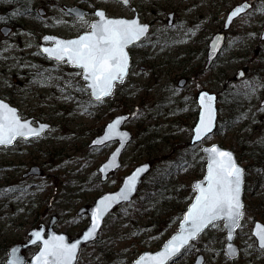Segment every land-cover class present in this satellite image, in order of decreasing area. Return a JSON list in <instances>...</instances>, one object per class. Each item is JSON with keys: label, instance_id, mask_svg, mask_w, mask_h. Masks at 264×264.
<instances>
[{"label": "rangeland", "instance_id": "1", "mask_svg": "<svg viewBox=\"0 0 264 264\" xmlns=\"http://www.w3.org/2000/svg\"><path fill=\"white\" fill-rule=\"evenodd\" d=\"M9 1L0 4V98L17 106L23 118L51 126L39 136L0 144V257L5 245L25 241L32 227L52 216L56 230L78 235L89 223L88 214L78 209L116 188L136 164L151 160L153 169L137 195L109 213L76 264L131 263L177 229L171 218L195 195L191 182L205 173L202 146L217 142L233 149L246 168L245 206L235 236L240 255H226L222 219L169 264H192L200 253L204 264H264V249L252 234L254 221L264 222V0H248L252 8L234 20L208 68L200 49L208 47L228 9L242 0H141L142 20L152 23L150 36L131 49L126 79L100 100L91 98L81 68L52 60L39 48L46 32L71 37L89 29V17L78 18L60 6L73 0H29L45 6V13L34 14L20 13L22 7ZM90 1L111 14H131L116 0ZM172 10H177L175 23L169 25ZM3 24L12 27L6 35ZM182 77H187L184 86L178 85ZM203 88L218 95V128L191 142ZM121 113H130L123 127L133 139L121 155L122 166L103 181L98 166L117 141L89 142ZM35 165L40 172L25 175ZM38 246L25 249L26 257Z\"/></svg>", "mask_w": 264, "mask_h": 264}, {"label": "water", "instance_id": "2", "mask_svg": "<svg viewBox=\"0 0 264 264\" xmlns=\"http://www.w3.org/2000/svg\"><path fill=\"white\" fill-rule=\"evenodd\" d=\"M240 6H243L245 8V11L238 14L235 17L231 16L230 14L233 12V10L237 9ZM251 7H252V3L249 2L248 0H244L241 3H238L234 7H232L229 10L227 18H226L225 28H228L230 26L231 22L236 17L245 13ZM65 9L68 12L76 14L79 17L84 16V14L81 11H79V9H77L76 6H65ZM97 12H103L105 14L106 19L136 21L140 25L147 26V31L144 33V35L141 36L138 40L129 44L124 49L125 53L127 54V60H128L127 70H126V73L123 75L122 79L116 80L113 82L112 87L109 90L110 91L109 95H111L112 92L114 91L115 87H116V84L124 81L126 76L129 73L130 66H131V60H132L131 53L129 50V46L140 41L142 38H144L148 34L149 29H150V24L147 22H142L140 20L138 12H135L134 16L131 18H127L124 16H109L106 14V11L104 9H101V8L97 9L95 13H97ZM98 22H100V18L97 16V18L92 21V25L94 23H98ZM10 29H11V27L7 26V25H4L1 28L2 32L5 35L8 34ZM92 31H93V28L91 27L90 30L83 31L79 35L72 36V37H63V36L56 35V34L46 33L42 37V41L44 43H42L40 48L43 51V53L49 58L55 59L57 61L65 60L66 63L69 64L70 66L79 67V66L73 64L72 62H70L67 57H65L64 59H57L56 55H50L48 52H45L44 49H46V48L50 49V50L55 49V48H57L58 42H61V41L67 42V41L76 40V39H79L83 35L91 33ZM261 39H264V27H263L262 32H261ZM47 41H49V43H45ZM224 44H225V33H224V31L215 33L213 35V38L210 40V43H209V49H208V55H207V58H208L207 65H209L210 62L214 58L217 57V55L219 54V52L223 48ZM241 74H242V71H241ZM81 77L84 79V70L83 69H82ZM185 81H186L185 78H181L179 80V85L183 86L185 84ZM84 84H85V86L88 87L91 97L95 100H99V99H102L104 97L109 96V95H104L98 99L96 94H95V89L90 87L91 81L85 80ZM205 94H206L205 104L208 103L207 97L214 98V99H212L211 104H210V107L212 109V128H211V131L207 133V135L210 134L211 132H213L215 130L216 125H217V119H218L217 93L209 91L207 89H203V90L199 91L198 97H197V102H198V106H199V116H198L196 124L194 125V129H193L194 131H193V135L191 138V142L199 141V140L195 139V129L199 126L201 119L205 118L207 115V113L205 111V105L201 104V102H200L201 96H205ZM0 103H2L3 105H6L7 109L13 110L15 113V118L18 119L21 124L26 123L28 125V127L33 130V132L38 133V134L26 133L25 136L16 135L15 138L12 140L11 144H13L14 141L18 137L31 138L34 136H39L42 133H44L51 126V123L47 122V121L38 120L36 123H34L33 117L22 118V116L19 113L18 107H16L15 105H12L9 101H7L5 99L0 98ZM5 115H8L7 111L4 109H0V123H5V125H7L8 122L11 120V117L9 116V121H5L3 119V117ZM129 116H130V113H121V114L115 115L111 120H109L105 124L102 132L100 134L95 135L91 139V141L89 142V146H93V145H102V144H105L106 142L111 141V140L117 141L116 146L109 153L108 157L104 161H102L98 167V170L100 171V178L103 181H106L108 179L111 172H114L119 167H121V165H122L121 155H122L124 149L127 147L128 143L133 138L131 131L129 129L123 127L124 122L129 118ZM117 121H119V123H116ZM110 125H115V127L110 129L109 128ZM207 135H204L203 138ZM97 141H103V142L98 143ZM11 144H3V145L8 146ZM213 147H216L220 151H225L227 153H230L234 164L242 170L241 184H240V202L243 205V207L240 211H241V213H243V209H244V188H245V167H244V165L239 162V160L236 156V153L233 149H231L229 147H224L217 142H214L210 145L204 144L202 146V149H203L204 153L207 155L205 173L201 178H197V179H194L192 181V187L195 189V195L192 198V200L189 202L186 210L184 211L183 216L178 223V228L164 240V242L162 243V245L158 249H155V250L146 249V250L142 251L130 264H159V260H158L159 254L161 252L166 251L167 247L174 240V238L177 236H180V235H186L187 231L191 230V223L186 222L187 216L192 211L193 206L196 204V200L200 195V192H199V189L197 188V185L199 184L205 188H207V186H208L206 178L208 176V167L211 163V156L205 150L211 149ZM113 157H115V159H113ZM106 166H108V167H106ZM151 168H152V163L149 160H146V161H143L141 163L136 164L128 173H126L123 176L120 184L116 188L109 189V190H106V191L100 193L99 195H97L95 197V199L93 200V202L89 206H81L78 209L77 213L82 214V213L86 212L88 214V217H89V223L78 235L71 237L65 231L56 230L54 227V223L57 220V217L52 216L50 219V222L48 224V227L46 226L45 223L42 222L38 226H35L28 231L29 238L26 241L13 243L8 249V255H7L6 259L4 260L3 264H26V263L27 264H54L53 257L46 256L45 253L47 250H51L52 245L54 243H61V242L64 245L69 246V247L75 245V248L73 251V258L71 261L68 262V264H76L78 261L79 253H80L82 246L89 243V242L96 240L99 237L106 217L117 205L123 204V203H128V202L133 200L134 196L137 194V192L139 190L140 185L143 182L144 177L149 173ZM38 172H40V169L38 166L35 165V166H32L29 169V171H27L25 173V175H28L30 173H38ZM132 177H135V179L132 181L131 190L128 191L129 178H132ZM122 192H127V195H128L127 199H120L119 198V195ZM101 201H104V203L102 204ZM97 209H101L102 211L100 214L99 225L93 231L92 225L94 223V216L96 214ZM241 217H242V215L240 216V218L236 222V226L232 229L226 227V225L228 224V221L226 218H220V219L216 220V221H218V220L224 219V224H225V227L227 229V231L225 233L226 242L224 245V249H225L227 256H229L230 258H235L240 253V248H239L238 244L235 242V235H236L237 228L239 227ZM208 227L204 228L201 232H199L195 236V238L190 239L188 244L185 245L184 247H182L178 253H176L175 255H172L168 259H166L164 261V264H168L171 261H173L175 258H177L183 252V250L187 246H189L192 243V241L197 239L199 237V235ZM261 229H264V222L257 219L254 222V225L252 228V233L256 237V239L258 241V245L260 247H262L261 246L262 241H261L260 235H258V233H260ZM89 231H92L93 234L91 237H88L86 239L85 237H87ZM36 233H39V238H37ZM229 235H231V237H232L231 239L227 238ZM38 242L40 243V246L38 247V249L35 251V253L31 257L27 258L26 255L24 254L23 250H25L29 246L35 245ZM229 245H231V249H232L231 251L229 250V247H228ZM204 260H205L204 255L202 253H200L196 256V258L192 264H203Z\"/></svg>", "mask_w": 264, "mask_h": 264}, {"label": "snow or ice", "instance_id": "3", "mask_svg": "<svg viewBox=\"0 0 264 264\" xmlns=\"http://www.w3.org/2000/svg\"><path fill=\"white\" fill-rule=\"evenodd\" d=\"M127 4L128 0H120ZM245 11L243 6L233 10L230 14L235 17ZM100 22L92 25L93 31L72 41L58 42L55 49H44L50 55H56L57 59L68 58L70 62L81 67L84 70V79L90 80L95 94L99 99L101 96L109 95L110 88L116 80L123 78L127 70V54L124 49L134 41L138 40L147 31V26L138 24L136 21L110 20L105 18L103 12H97ZM205 96H201L200 102L205 105L207 113L202 118L199 126L195 129V139L200 140L207 135L212 128V109L210 107L212 97H207L208 103L205 104ZM0 109L7 111L3 119L9 121L7 125L0 123V144H11L16 135L25 136L26 133L38 134L33 132L26 123L21 124L15 118V113L7 109L6 105L0 103ZM116 123H119L117 121ZM115 125H110L113 128ZM102 143L103 141H97ZM211 156V163L208 167L207 188L197 185L200 195L188 214L186 222L191 223V230L186 235H180L174 238L166 251L159 254V264L170 256L175 255L182 247L188 244L190 239L201 232L209 225L215 226L214 221L220 218H226L228 224L226 227L232 229L242 215L243 205L240 202V184L242 170L238 168L230 153L220 151L216 147L206 149ZM115 159V157H113ZM110 166V165H109ZM108 167V166H106ZM135 177L129 178L128 191L131 190L132 181ZM120 199H127V192L119 195ZM103 204L104 201H101ZM101 209H97L92 225L93 231L99 225ZM92 231L88 232L87 237H91ZM261 246L264 247V229L260 230ZM39 238V233H36ZM231 239V235L227 237ZM231 251V245L228 246ZM75 245L69 247L61 243H54L51 250H47L45 255L53 257L54 264H68L73 258Z\"/></svg>", "mask_w": 264, "mask_h": 264}, {"label": "flooded vegetation", "instance_id": "4", "mask_svg": "<svg viewBox=\"0 0 264 264\" xmlns=\"http://www.w3.org/2000/svg\"><path fill=\"white\" fill-rule=\"evenodd\" d=\"M2 1H3V0H0V4L3 3ZM116 1L119 2V3H121L120 0H116ZM242 1H244V0H242ZM242 1H240V2H242ZM8 2L10 3L9 0H8ZM12 2H13V3H18L19 6L22 7L20 13H23V14H24V13H25V14H27V13H32V14H34V13H39V12H40V13H45V12H46L45 6H43V5H42V6H39L38 3H34V4H32V3L29 2V0H12ZM12 2H11V3H12ZM141 2H142L141 0H128V3H127V4H123V3H121L122 5H124L126 8H128V9L130 10L131 14H129V13H117V14H111V13H109V12L107 11V8H106V7H102V6H100V5H96V3H92L90 0H73L72 2H69V3H61L60 6L62 7L63 10H65V6H67V5L76 6V8L79 9V11H81V12L85 15L82 19H84V18H88V17H89V24H90V27H89V28H91L92 21H93L94 18L96 17L95 12H96V10L99 9V8L105 9V11H106V13H107L108 15H111V16H124V17H127V18H131V17H133L134 14H135V12H138L139 17H140L141 20H142V16H141V12H142ZM240 2H238V3H240ZM238 3H236V4H238ZM92 4H94L93 9H91ZM236 4H235V5H236ZM235 5H233L232 7H234ZM232 7H231V8H232ZM231 8L228 9V11H227V13H226V15H225V18L223 19V26H222V27H219L217 30L214 31V33H213L212 36H211V39L213 38V35H214L215 33H217V32H221V31H224V33H225V39H227V32H228V30L231 28V26H232L234 20L237 19L239 16L243 15V14H241V15H239L238 17H236V18L231 22L230 26H229L228 28H225V21H226V18H227L228 12H229V10H230ZM176 11H177V10H172V11H170V12L168 13V20H167V22H168L169 25H173V23H175L174 20H175V17H176ZM245 13H246V12H245ZM7 15H9V18H13L12 15H11L10 13H7ZM76 17H77V16H76ZM78 18H80V17H78ZM142 21H144V20H142ZM144 22H147V23L150 24V30H149L148 35H147L145 38H143L142 40H140L139 42L133 44V45L130 47V52H131V55H132V64H133V54H132L133 52H132L131 49H133L134 46H138V45H141L143 42H146V40L148 39V37L150 36V33H151L152 23H151L150 21H144ZM3 25H5V24H3ZM6 25H7V24H6ZM9 26H10V25H9ZM11 29H12V27H11ZM46 33H48V32H46ZM46 33H44L43 35H45ZM49 33H50V32H49ZM52 34H53V33H52ZM43 35H42V36H43ZM42 36H41L40 39H39V48L41 47V45H42V43H43V42H42ZM195 36H197V35H195ZM211 39H210V40H211ZM210 40H209V42H208V47H207V48L203 47L202 49H200V51H201L202 53H206V63H205V68L210 67V66L213 64L214 59H215V58H214V59L210 62V64L207 65V61H208L207 55H208V49H209V43H210ZM132 64H131V66H132ZM182 78H185V79H186V81H185V84H186V82H187V77H182ZM179 80H180V79H179ZM179 80H178V85H179ZM185 84H184V85H185ZM184 85H183V86H184ZM260 168H261V167H260Z\"/></svg>", "mask_w": 264, "mask_h": 264}, {"label": "trees", "instance_id": "5", "mask_svg": "<svg viewBox=\"0 0 264 264\" xmlns=\"http://www.w3.org/2000/svg\"><path fill=\"white\" fill-rule=\"evenodd\" d=\"M235 121V119H233L232 118V121H231V124L233 123ZM218 128V127H217ZM158 158H160V157H158ZM261 165H263V164H261ZM153 169V168H152ZM152 171V170H151ZM150 171V172H151ZM158 178V177H157ZM160 180V181H159ZM159 180H158V182L159 183H161V179L159 178ZM189 188L191 189V186L189 185ZM186 207H187V203H186V205L184 206V208L183 209H178V210H176L175 211V215L171 218V221L173 220V219H176L177 221H179L180 220V218L182 217V214H183V211L186 209ZM174 214V213H173ZM6 246V247H5ZM5 246H3L2 248H4L5 247V249L3 250V254H2V256L0 257V264L4 261V259H5V256H6V254H7V249H8V247H7V245H5Z\"/></svg>", "mask_w": 264, "mask_h": 264}]
</instances>
